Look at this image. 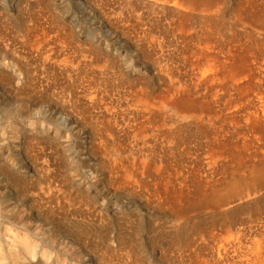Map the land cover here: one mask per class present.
Instances as JSON below:
<instances>
[{
    "label": "rangeland",
    "instance_id": "374dc122",
    "mask_svg": "<svg viewBox=\"0 0 264 264\" xmlns=\"http://www.w3.org/2000/svg\"><path fill=\"white\" fill-rule=\"evenodd\" d=\"M230 7L0 0V237L9 264L27 261L16 258L22 238L45 264H264V179L249 183V170L258 178L264 166L263 134L242 110L229 117L236 109L224 107L226 96L195 98L190 88L199 118L162 102L175 78L188 85L212 56V73L220 70ZM66 232L83 251L47 238Z\"/></svg>",
    "mask_w": 264,
    "mask_h": 264
},
{
    "label": "bare ground",
    "instance_id": "6f19581e",
    "mask_svg": "<svg viewBox=\"0 0 264 264\" xmlns=\"http://www.w3.org/2000/svg\"><path fill=\"white\" fill-rule=\"evenodd\" d=\"M159 3L160 5H172L176 7L179 11L182 10H190L194 9V7H201V11L210 12V7H212L215 0H153ZM79 2V1H78ZM82 3V2H81ZM81 3H79L81 5ZM82 6V5H81ZM86 7V6H85ZM84 7V8H85ZM93 9V8H92ZM231 33H230V44L229 47L223 56V60L221 61V67L219 71L212 73V69H214L215 57L212 56L203 68L201 67L200 71H196L198 75L196 77H189L188 85L185 82H181L180 80L175 78L176 87L173 89L170 88L169 92L171 94L168 97L162 99L163 104L170 105L172 107H176L178 112L184 116L198 117L201 115L198 110H201V105L198 102L192 100L190 98L189 89L192 88L195 92L194 94L197 97H213L221 99L226 96L227 99L225 103H223L224 107L236 109L235 113L230 114V118H237L236 112L239 110L243 111L245 124L254 131H259L264 136V0H231ZM215 10V9H214ZM91 11V10H90ZM117 13V12H116ZM44 14V13H43ZM142 14V13H141ZM98 16V15H97ZM125 17V16H124ZM100 18V17H99ZM121 19V18H120ZM101 20V19H100ZM104 20V19H103ZM128 21V20H126ZM25 23V22H24ZM168 23V22H167ZM104 24V23H103ZM152 24V23H151ZM26 25V24H25ZM144 26V25H143ZM171 26V25H170ZM152 27V26H151ZM177 27V26H176ZM175 27V28H176ZM177 29V28H176ZM175 29V30H176ZM112 30V29H111ZM174 31V29H173ZM113 32V31H112ZM116 32V31H115ZM142 33V32H141ZM140 33V34H141ZM114 34V33H113ZM51 35V34H50ZM49 35V36H50ZM201 35V34H200ZM111 36V35H110ZM194 36V35H193ZM120 37V36H118ZM136 37V36H135ZM258 37V38H257ZM48 38V37H47ZM112 38V37H111ZM182 38V37H181ZM51 39V38H50ZM117 39V37H116ZM120 39V38H119ZM122 39V38H121ZM120 39V40H121ZM179 39V38H178ZM100 40V39H98ZM104 40V38H103ZM106 40V39H105ZM187 40V39H186ZM225 40V39H224ZM107 41V40H106ZM93 42V41H92ZM96 42V41H95ZM41 43V42H40ZM149 43V42H148ZM162 43V41H161ZM189 43V42H188ZM156 44V43H155ZM163 44V43H162ZM186 44V43H185ZM39 46V45H38ZM134 46V45H133ZM48 47V46H47ZM161 47V45H160ZM173 47V46H172ZM176 47V46H175ZM191 47V46H190ZM100 49V48H98ZM202 50L208 51L210 48L208 46H204L201 48ZM212 49V48H211ZM215 49V48H214ZM104 51V50H103ZM134 51V50H133ZM56 52V51H55ZM160 52V51H159ZM172 52V51H171ZM134 53V52H133ZM222 53V52H221ZM46 54V53H45ZM49 54V53H48ZM67 54V53H66ZM108 54V53H107ZM137 54V53H136ZM223 54V53H222ZM140 55V54H139ZM182 57V56H181ZM184 57V56H183ZM211 57V56H209ZM53 58V57H52ZM55 58V57H54ZM60 58V57H59ZM39 59V58H38ZM43 59V58H42ZM46 59V58H45ZM49 59V58H48ZM83 59V58H82ZM134 59V58H133ZM138 59V58H137ZM171 59V58H170ZM136 60V59H135ZM70 61V60H69ZM68 61V62H69ZM166 61V60H165ZM169 61V60H168ZM213 61V62H212ZM58 62V61H57ZM62 62V61H60ZM73 62V61H72ZM138 62V61H137ZM65 63V62H64ZM162 63V62H161ZM201 63V62H200ZM59 64V63H58ZM63 64V63H62ZM66 64V63H65ZM73 64V63H72ZM135 64V63H134ZM141 64V63H139ZM165 64V63H164ZM170 64V63H169ZM198 64V63H197ZM56 65V64H53ZM67 65V64H66ZM80 65L79 63L77 64ZM97 66V64H95ZM111 65V64H110ZM167 65V64H166ZM200 65V64H199ZM44 66V65H43ZM69 66V65H68ZM95 66V67H96ZM176 66V65H175ZM59 67V66H58ZM99 67V66H98ZM96 67V68H98ZM41 68V67H40ZM111 68V67H110ZM166 68V67H165ZM175 68V67H174ZM216 68V67H215ZM86 69V68H85ZM171 69V68H170ZM197 69H199L197 67ZM96 70V69H95ZM167 70V69H166ZM178 70V69H177ZM187 70V69H186ZM40 71V70H39ZM60 71V69H59ZM164 71V70H163ZM184 71V70H183ZM190 71V68H189ZM193 71V70H192ZM168 72V71H167ZM51 73V72H50ZM70 73V72H68ZM170 73V72H169ZM190 73V72H189ZM195 71L193 72V74ZM59 74V73H58ZM110 75V74H109ZM115 75V74H114ZM173 75V74H171ZM170 76V75H169ZM174 76V75H173ZM198 76V77H197ZM165 77V76H164ZM51 78V77H50ZM85 78V77H84ZM167 78V77H166ZM71 79V78H70ZM87 79V78H86ZM168 80V78H167ZM187 80V79H186ZM46 81V80H45ZM69 81V80H68ZM67 81V82H68ZM44 82V81H43ZM66 82V81H65ZM46 83V82H45ZM49 83V82H48ZM85 83V82H84ZM69 84V82H68ZM46 85V84H45ZM53 85V84H52ZM120 85V84H119ZM81 87V86H80ZM83 88V87H82ZM93 88V86H92ZM111 88V87H109ZM52 89V88H51ZM44 90V89H43ZM93 90V89H92ZM126 90V89H125ZM122 91V90H121ZM129 91V90H128ZM87 92V91H86ZM126 92V91H125ZM93 93V92H91ZM103 93V91H102ZM117 93V92H116ZM127 93V92H126ZM255 95V99L257 100V106L252 110L247 104V98L249 94ZM89 94V93H87ZM193 94V93H192ZM191 94V95H192ZM63 95V94H62ZM95 95V94H93ZM194 95V96H195ZM103 96V95H102ZM105 96V95H104ZM124 96V94H123ZM164 96V94H163ZM93 97V96H92ZM113 97V96H112ZM125 97V96H124ZM126 98V97H125ZM212 98V99H213ZM107 99V98H106ZM117 99V98H116ZM207 99V98H205ZM211 99V98H210ZM249 99V98H248ZM109 100V99H108ZM111 100V99H110ZM148 100V99H147ZM146 100V101H147ZM204 100V99H203ZM127 101V100H126ZM145 101V102H146ZM211 101V100H210ZM250 101V99H249ZM202 102V101H201ZM222 102V101H221ZM142 103V102H141ZM88 104V102H87ZM94 104V103H93ZM92 104V105H93ZM147 104V103H146ZM117 105V104H116ZM124 105V104H123ZM145 105V103H144ZM148 105V104H147ZM150 105V104H149ZM249 105V106H248ZM98 106V105H97ZM115 106V105H114ZM205 106V105H204ZM207 106V105H206ZM210 106V105H209ZM22 104V108H23ZM113 107V106H111ZM116 107V106H115ZM122 108L121 106H117ZM130 107V106H129ZM128 107V108H129ZM221 107V106H220ZM21 108V110H22ZM44 108V107H43ZM136 108V107H134ZM205 108V107H204ZM106 109V108H105ZM115 109V108H114ZM118 109V108H117ZM115 109V110H117ZM137 109V108H136ZM135 109V110H136ZM144 109V108H143ZM210 109V108H209ZM99 110V109H97ZM119 110V109H118ZM206 110V109H205ZM204 110V111H205ZM215 110V109H213ZM221 110V108H220ZM27 111V110H26ZM37 111V110H36ZM120 111V110H119ZM124 111V110H123ZM208 111V109L206 110ZM212 111V110H211ZM39 112V111H38ZM43 112V110H41ZM105 112V111H104ZM110 111L107 110V113ZM116 112V111H115ZM129 112V111H128ZM210 112V111H209ZM213 112V111H212ZM220 112V111H218ZM118 113V112H117ZM124 113V112H122ZM239 113V112H238ZM98 114V113H97ZM110 114V113H109ZM113 114V110H112ZM126 114V113H124ZM242 114V113H241ZM160 115V114H159ZM205 115V114H204ZM221 115V114H220ZM229 115V114H228ZM21 116V115H20ZM103 116V115H102ZM107 116V115H106ZM130 116V115H129ZM132 116V115H131ZM138 116V115H137ZM145 116V115H143ZM203 116V114L201 115ZM218 116V115H217ZM239 116V115H238ZM28 117V116H27ZM128 117V116H127ZM151 117V116H150ZM214 117V116H213ZM108 118H110L108 116ZM114 117H112L113 119ZM199 118V117H198ZM217 118V117H216ZM242 118V119H243ZM111 119V118H110ZM129 119V118H128ZM142 119V118H141ZM165 119V118H164ZM204 119V118H203ZM213 119V118H212ZM159 120V118H158ZM188 120V119H187ZM190 120V119H189ZM197 120V118H196ZM228 120V119H227ZM232 120V119H231ZM114 121V120H113ZM120 121V120H119ZM118 121V122H119ZM137 121V120H136ZM49 122V121H48ZM47 122V123H48ZM102 122V121H101ZM108 122V121H107ZM159 122V121H158ZM161 122V120H160ZM225 122V121H224ZM235 122V121H233ZM116 123V122H115ZM126 123V121L124 122ZM131 123V122H130ZM135 124V122L133 121ZM132 123V124H133ZM165 123V122H164ZM168 123V122H167ZM231 124V122H229ZM239 123V122H237ZM243 123V125H244ZM121 124V123H119ZM133 124V125H134ZM159 124V123H157ZM156 124V125H157ZM174 124V123H173ZM229 124V125H230ZM240 124V123H239ZM124 125V124H123ZM131 125V124H130ZM148 125V124H147ZM245 126V125H244ZM54 127V126H53ZM122 127V126H121ZM129 129V125L127 126ZM155 127V126H154ZM153 127V128H154ZM158 126H156L157 128ZM193 127V126H192ZM226 127V126H225ZM224 127V128H225ZM240 127V126H239ZM242 127V126H241ZM246 127V126H245ZM123 128V127H122ZM131 128V126H130ZM159 128V127H158ZM221 128V127H220ZM247 128V127H246ZM50 128L48 127V130ZM222 129V128H221ZM229 129V128H228ZM231 129V128H230ZM53 130V129H52ZM76 130V129H75ZM86 130V129H85ZM105 130V129H104ZM15 131V130H14ZM19 131V130H17ZM80 131V130H79ZM139 131V130H138ZM241 131H243L241 129ZM250 131V130H249ZM16 132V131H15ZM31 132V131H30ZM248 132V131H247ZM246 132V133H247ZM18 133V132H17ZM100 133V132H99ZM139 133V132H138ZM137 133V134H138ZM153 133V132H152ZM231 133V132H230ZM84 134V133H83ZM109 134V133H108ZM135 133L131 134L134 135ZM224 134V133H223ZM142 134H140L141 136ZM148 135V132L147 134ZM6 136V135H5ZM79 136V135H78ZM100 136V135H99ZM129 136V135H128ZM207 136V135H206ZM262 136V137H263ZM13 137V135H12ZM58 137V136H57ZM131 137V136H130ZM216 137V136H215ZM258 137V136H257ZM261 137V136H260ZM137 138V136H136ZM135 138V139H136ZM141 137H139L140 139ZM143 138V137H142ZM141 138V139H142ZM13 139V138H12ZM18 139V138H17ZM61 139V138H60ZM134 139V138H132ZM131 139V140H132ZM262 139V138H261ZM111 140V139H110ZM226 140V138H225ZM264 140V139H263ZM18 141V140H17ZM240 141V140H239ZM261 141V140H258ZM257 142V141H256ZM262 142V141H261ZM260 142V143H261ZM7 143V142H6ZM263 143V142H262ZM111 144V143H110ZM142 144V143H141ZM219 145V144H218ZM103 147V146H102ZM55 149V148H54ZM58 149V148H57ZM234 149V148H233ZM239 149V148H238ZM8 150V149H7ZM242 151V150H240ZM144 152V151H143ZM237 152V151H236ZM225 153V152H224ZM238 153V152H237ZM247 153V152H246ZM239 154V153H238ZM218 155V154H217ZM24 156V155H23ZM144 156V155H143ZM230 156V155H229ZM241 156V155H240ZM239 156V157H240ZM2 157V156H1ZM22 157V156H21ZM91 157V156H90ZM159 157V156H158ZM222 157V156H221ZM17 158V157H16ZM25 158V157H23ZM246 159L245 157H243ZM234 159L235 158L234 156ZM241 159V158H240ZM243 159V160H244ZM261 159V158H260ZM90 160V159H89ZM17 161V160H16ZM93 161V160H92ZM141 161V160H140ZM234 161V160H233ZM9 162V161H8ZM211 162V161H210ZM238 162V161H237ZM240 162V161H239ZM259 162V161H258ZM243 163V162H242ZM257 163V162H256ZM213 164V163H212ZM26 165V164H25ZM51 165V164H50ZM141 166V165H140ZM143 166V165H142ZM152 166V165H151ZM155 166V165H154ZM159 166V165H158ZM56 167V166H55ZM144 168V167H143ZM142 168V169H143ZM157 168V167H156ZM155 168V169H156ZM261 170L259 171L258 178L255 177L256 168L252 167L249 170V183L251 186H255L257 188L262 180L264 179V166L261 164L258 166ZM12 169V168H11ZM46 169V168H45ZM6 170V169H4ZM53 170V169H52ZM162 170V169H161ZM47 171V170H46ZM45 171V172H46ZM160 171V170H159ZM122 172V171H121ZM161 172V171H160ZM205 172V171H203ZM245 172V171H244ZM139 173V172H138ZM94 174V173H93ZM257 175V174H256ZM51 176V175H50ZM102 176V175H101ZM4 177V175H3ZM8 180L11 182V178L9 175H6ZM83 177V176H82ZM167 177V176H166ZM203 177V176H202ZM54 178V177H52ZM77 178V176H76ZM55 179V178H54ZM78 179V178H77ZM115 179V178H114ZM161 179V178H160ZM166 179V178H165ZM51 181L49 178L47 179ZM100 181V180H98ZM7 182V183H10ZM24 182V181H23ZM101 182V181H100ZM163 182V181H162ZM168 182V181H167ZM12 183V182H11ZM54 183V182H53ZM89 183V182H88ZM264 183V182H263ZM261 183V184H263ZM96 184V183H95ZM102 184V183H101ZM122 184V183H121ZM166 184V183H165ZM175 184V183H174ZM85 185V184H84ZM119 185V183H118ZM180 185V184H179ZM7 186V185H6ZM35 186V185H34ZM249 185V187H251ZM257 186V187H256ZM261 186V185H260ZM1 187H5L2 185ZM23 187V186H21ZM28 187V186H27ZM84 187V186H83ZM163 187V186H162ZM37 188V187H36ZM103 188V187H102ZM35 189V188H33ZM39 189V188H38ZM166 189V188H165ZM253 189V187H252ZM26 190H29V188ZM88 190V188H87ZM101 190V189H100ZM52 191V190H51ZM102 191V190H101ZM211 191V190H210ZM251 191V190H250ZM6 192V190H5ZM41 192V191H40ZM56 192V191H55ZM208 192V191H207ZM9 193V192H8ZM38 193V192H37ZM52 193V192H51ZM54 193V192H53ZM206 193V192H205ZM215 193V192H214ZM207 194V193H206ZM205 194V196H206ZM12 195V194H11ZM40 195V193H39ZM97 195V194H96ZM100 195V194H99ZM216 195V194H215ZM235 195V194H234ZM238 196V195H237ZM240 196V195H239ZM244 196V195H243ZM230 197V196H229ZM22 198V197H20ZM200 198V197H199ZM224 198V197H223ZM226 198V197H225ZM233 198V196H232ZM227 199V198H226ZM235 199V198H233ZM239 199V197H238ZM202 200V199H201ZM210 200V199H209ZM24 201V200H23ZM51 201V200H50ZM49 201V202H50ZM207 201V200H205ZM224 201V200H223ZM226 201V200H225ZM48 202V203H49ZM229 202V201H228ZM43 203V202H42ZM46 203V202H45ZM47 203V204H48ZM197 203V201H196ZM219 204H222L218 202ZM207 204V203H206ZM204 204V205H206ZM216 204V203H215ZM229 204V203H228ZM231 204V203H230ZM38 205V204H37ZM46 205V204H44ZM201 205L200 201L199 204ZM43 206V205H42ZM74 206V205H73ZM196 206V205H195ZM194 207V206H193ZM51 209V208H50ZM101 209V208H100ZM16 210V209H15ZM68 210V209H67ZM66 210V211H67ZM47 211V210H46ZM27 212V211H26ZM25 212V213H26ZM34 212V211H33ZM46 213V212H45ZM28 214V213H27ZM26 214V215H27ZM96 215V214H95ZM2 216V215H1ZM97 216V215H96ZM6 218V217H5ZM4 218V219H5ZM7 221V219H5ZM102 221V220H101ZM21 222V221H20ZM14 224V223H13ZM16 224V223H15ZM18 225V224H17ZM36 225V224H35ZM37 226V225H36ZM12 227V226H11ZM43 227V226H42ZM42 229V228H41ZM11 230V229H10ZM28 231V228L26 229ZM51 231V230H50ZM239 231V230H238ZM9 233V232H8ZM29 235L33 236L29 231L27 232ZM249 233V232H248ZM52 233H50L51 235ZM50 235L47 236L51 241H56L58 244H61L66 239L72 246H78L82 249V239L74 233L66 232L64 235H55L53 234V238H50ZM239 235V233H238ZM249 235V234H248ZM255 236V235H254ZM253 236V237H254ZM38 237V236H37ZM9 239V237H7ZM256 238V237H255ZM248 241V240H247ZM4 242V240H3ZM20 245H16L19 247L17 252V257H27V261L23 264H45L44 262L38 260L36 253L33 252L35 245L31 242V240H27L26 238H22L19 240ZM41 244V242H40ZM264 244V243H263ZM47 245V244H46ZM45 246V244H44ZM231 246V245H230ZM238 248V247H237ZM250 249V248H249ZM243 250H246L244 247ZM249 251V250H248ZM33 252V253H32ZM60 253V252H59ZM78 253V252H74ZM81 253V252H79ZM221 253V252H220ZM247 254V253H246ZM22 255V256H21ZM83 255V254H82ZM66 256V255H65ZM237 256V255H236ZM249 256V255H248ZM223 257V256H222ZM250 257V256H249ZM12 257H10L9 250L5 249L2 244V239L0 237V264H9V261ZM19 258L18 261L19 262ZM228 258V257H227ZM255 258V257H254ZM14 259V258H12ZM243 259H246L243 257ZM249 259V258H248ZM252 259V258H251ZM78 260V258H77ZM83 260V259H82ZM238 260V259H237ZM94 261V260H93ZM259 261V260H257ZM65 262V261H64ZM247 263V262H246ZM251 263V261H250ZM258 263V262H257ZM20 264H22L20 262ZM72 264V263H71ZM235 264V263H234ZM240 264V263H239ZM243 264V263H241ZM259 264V263H258Z\"/></svg>",
    "mask_w": 264,
    "mask_h": 264
}]
</instances>
